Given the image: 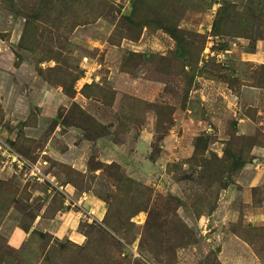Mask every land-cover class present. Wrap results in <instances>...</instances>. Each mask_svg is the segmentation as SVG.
Here are the masks:
<instances>
[{
  "label": "rangeland",
  "instance_id": "1",
  "mask_svg": "<svg viewBox=\"0 0 264 264\" xmlns=\"http://www.w3.org/2000/svg\"><path fill=\"white\" fill-rule=\"evenodd\" d=\"M0 7V136L62 187L0 160V264H264V0Z\"/></svg>",
  "mask_w": 264,
  "mask_h": 264
},
{
  "label": "crops",
  "instance_id": "2",
  "mask_svg": "<svg viewBox=\"0 0 264 264\" xmlns=\"http://www.w3.org/2000/svg\"><path fill=\"white\" fill-rule=\"evenodd\" d=\"M0 15L3 16V17L0 16V33L3 32L2 31L3 29H1L3 27V24H7L8 22H10L11 27L8 30L12 29L13 30V32L11 31L12 37H15L18 31L16 26H18L19 24L22 25V23L18 21L19 19L17 17H15L11 13L5 12V10L1 7H0ZM239 121H243V120L240 119ZM253 161H255L253 162L255 164L258 163V159H254ZM246 173L247 175H244ZM240 176L241 178L239 179L238 183L241 184L240 192H242V194L244 195L249 194L250 197L251 195L253 196L252 189L264 184V171H258L257 168L256 170H253L251 169V165L245 166L241 171ZM250 200L254 201V198ZM92 201L93 200H90L89 203L91 204ZM260 203L261 206H259V208H255L254 210H252V214H251V221H252L251 223L255 225L264 222V206H263L264 199ZM92 204L97 205L95 203ZM246 205H248V203H246ZM249 205L253 207L254 204L252 202V204L249 203ZM21 236L22 235L20 230L15 229L11 235V239H12L11 242L13 243L12 245L16 246L17 244H19ZM226 237H227L226 240L225 239L223 240L224 244L227 245L226 248H231L234 245L238 247V255L235 254L233 257L238 258V262H240V264H247V263L260 264L257 261L256 257L254 256V254L252 253V251L250 250V248L243 241H241L239 238H237L235 235L232 234H228ZM220 254H222V252Z\"/></svg>",
  "mask_w": 264,
  "mask_h": 264
},
{
  "label": "built area",
  "instance_id": "3",
  "mask_svg": "<svg viewBox=\"0 0 264 264\" xmlns=\"http://www.w3.org/2000/svg\"><path fill=\"white\" fill-rule=\"evenodd\" d=\"M0 160L3 164L11 166L22 174V178L27 182L48 183L62 192V187H56L54 178L45 174V163L42 161L31 162L24 155L17 152L0 136ZM44 167V168H43ZM54 188V189H55Z\"/></svg>",
  "mask_w": 264,
  "mask_h": 264
},
{
  "label": "trees",
  "instance_id": "4",
  "mask_svg": "<svg viewBox=\"0 0 264 264\" xmlns=\"http://www.w3.org/2000/svg\"><path fill=\"white\" fill-rule=\"evenodd\" d=\"M25 22H27V21H25ZM167 32H169V30H166ZM170 36H171V38L175 41V43H176V50H175V52H176V54L177 55H179V58H184V56H185V53L183 52V50H181V48L179 49V44H180V39H179V37L177 36V35H175V33H171L170 32ZM263 74H264V72H263ZM19 153H21L20 151H19ZM22 155H24L23 153H21ZM26 158H28L26 155H24ZM246 162H242V164H241V166H240V169L242 168V170H243V168L246 166V164H245ZM244 242V241H243Z\"/></svg>",
  "mask_w": 264,
  "mask_h": 264
}]
</instances>
